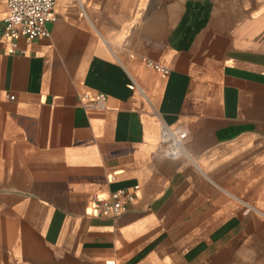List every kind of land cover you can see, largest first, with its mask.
<instances>
[{"label":"crops","instance_id":"obj_1","mask_svg":"<svg viewBox=\"0 0 264 264\" xmlns=\"http://www.w3.org/2000/svg\"><path fill=\"white\" fill-rule=\"evenodd\" d=\"M54 16L15 53L0 39V264H264V0H57ZM161 124L184 155L158 151Z\"/></svg>","mask_w":264,"mask_h":264},{"label":"built area","instance_id":"obj_2","mask_svg":"<svg viewBox=\"0 0 264 264\" xmlns=\"http://www.w3.org/2000/svg\"><path fill=\"white\" fill-rule=\"evenodd\" d=\"M57 0H6L7 15L2 20L0 39L11 43L12 53H15L16 42L20 39L31 42L38 38L49 37L47 26L55 21L54 7ZM152 67L163 76L169 70L158 64L149 62ZM133 86L131 87V89ZM10 99H13L12 97ZM107 97L104 94L81 97V107L85 111L106 109ZM185 134L178 128H170L161 124L159 128L158 151L168 159H177L185 154L183 139ZM131 192L119 190L107 197L95 196L92 199L93 216L116 218L128 208L135 198V190Z\"/></svg>","mask_w":264,"mask_h":264}]
</instances>
